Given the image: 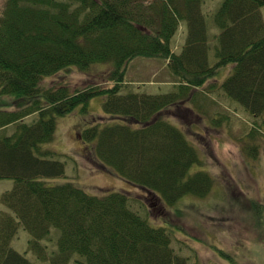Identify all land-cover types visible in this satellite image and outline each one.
I'll return each mask as SVG.
<instances>
[{
    "label": "trees",
    "instance_id": "obj_1",
    "mask_svg": "<svg viewBox=\"0 0 264 264\" xmlns=\"http://www.w3.org/2000/svg\"><path fill=\"white\" fill-rule=\"evenodd\" d=\"M204 2L4 0L0 179H12L13 185L0 196L6 208L0 210V264H34L11 245L20 227L29 233L27 249L39 264H195L175 250L172 231L148 217L151 209H164L159 214L164 215L183 196H206L214 183L206 170L189 172L202 163L189 141V133H196L191 126L197 127L198 114H206L198 104L195 111L188 107L199 92L193 89L219 91L240 104L258 124L243 139L256 135L255 140L257 119H264V0H222L213 13L214 35ZM183 26L176 52L172 41ZM136 57L168 61V90L148 91L141 80L136 81L141 86L124 83ZM93 68L102 70L105 85L90 83L71 92L65 84H48L60 72ZM96 96L103 98L104 119L92 117L78 137L100 169L143 189L156 203L146 215L131 207L125 190L91 193L70 180L46 179L64 175V163L44 147L54 138L57 117L79 106L86 111ZM182 101L187 104L181 113L163 115ZM225 110L211 119L237 120ZM30 115L34 118L26 120ZM191 115L194 119L186 118ZM249 146L258 154L257 142ZM53 229L59 231L56 242Z\"/></svg>",
    "mask_w": 264,
    "mask_h": 264
},
{
    "label": "rangeland",
    "instance_id": "obj_2",
    "mask_svg": "<svg viewBox=\"0 0 264 264\" xmlns=\"http://www.w3.org/2000/svg\"><path fill=\"white\" fill-rule=\"evenodd\" d=\"M221 1L205 0L202 5L206 13L209 35H214L218 30L213 21V13ZM3 2L4 0H0V8ZM183 29L184 26L172 41V49L176 52L180 51L184 41ZM209 44L213 46L214 40H210ZM209 60L210 63L215 61L213 52ZM167 62L157 57H136L127 65L124 83L141 86L136 82L141 80L144 81L142 86L148 91H166L169 87L167 81L172 78L168 65H165ZM227 70L228 66L222 69L221 73L224 75ZM95 71L93 68L89 73L79 70L60 72L52 76L48 84H65L71 92L90 83L105 85L107 82L101 80L100 76L102 70ZM215 83L217 84V81ZM193 90L199 91L197 102H179L163 115L175 117V114L182 112L186 104L194 111L196 104L206 110L203 117L196 112L200 116L195 117L197 127L193 126L194 124L191 126L196 133H189V141L196 147L202 160L201 164L193 165L189 172L206 170L214 178L206 196H183L166 209L167 213L159 215L165 210L161 213L158 209H151L156 203L144 197L146 192L143 189L124 181L112 172L100 169L90 157L86 146L88 143L78 137L79 131L89 125L90 120L105 115L102 108L103 98L100 96L88 102L86 111L79 106L72 113L57 117L54 138L45 143L44 147L55 151L54 158L64 163V175L46 179L50 182L70 180L91 193L118 189L127 191L131 196V207L145 215L146 209H151L152 213L148 215L150 220L157 225H165L172 231L173 247L176 251L180 249L182 253L189 255L191 263L264 264V119L263 122L260 118L257 119L261 124L255 140L253 138L256 135L243 139L242 135L250 129V125L258 127V124L240 104L230 98L225 100L219 91H206L203 87ZM224 109H227L225 111L229 119L237 120L224 123L211 119L213 116L218 119L219 114H224ZM215 113L217 115H214ZM33 118L34 115H30L26 120L31 121ZM186 118L194 119L192 115ZM169 120L178 126L177 122L171 118ZM243 122H246L249 128L245 127ZM251 142L258 144L256 155L254 150L250 149ZM12 185V179H0V196ZM4 209L6 208L0 203V210ZM51 233L55 234L56 242L59 231L53 229ZM28 238L29 233L20 227L11 245L24 253L34 264H39L33 253L27 249ZM48 248L49 251L52 250L51 245H48Z\"/></svg>",
    "mask_w": 264,
    "mask_h": 264
}]
</instances>
